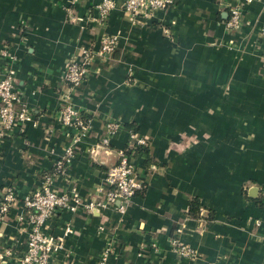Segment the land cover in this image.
Returning <instances> with one entry per match:
<instances>
[{"label":"crops","instance_id":"1","mask_svg":"<svg viewBox=\"0 0 264 264\" xmlns=\"http://www.w3.org/2000/svg\"><path fill=\"white\" fill-rule=\"evenodd\" d=\"M100 1L0 0V75L6 48L34 120L0 142V191L27 195L72 146L52 188L103 201L107 168L142 138L130 156L145 187L122 212L116 202L47 219L43 231L62 237L51 261L264 264V0H251L234 30L225 24L234 0H172L144 24L124 0L100 18ZM104 36L115 47L101 55ZM88 49L87 78L71 87L65 65ZM64 102L88 121L83 134L62 124ZM110 120L119 123L112 134ZM26 213L18 200L0 218V264H20ZM174 239L194 256L180 255Z\"/></svg>","mask_w":264,"mask_h":264},{"label":"built area","instance_id":"2","mask_svg":"<svg viewBox=\"0 0 264 264\" xmlns=\"http://www.w3.org/2000/svg\"><path fill=\"white\" fill-rule=\"evenodd\" d=\"M251 0H234L228 5V17L225 21L226 27L234 30L240 26L241 16L245 7ZM172 0H124L123 9L130 15L136 24H144L154 12L168 8ZM115 6L113 0H101L96 4L100 18H104ZM264 31V26H263ZM98 54L106 55L112 53L115 47V40L111 36H104L100 42ZM1 55L7 59L4 73L0 75V142L15 127L19 128L26 123H34L30 113L21 101L20 92L15 87V73L13 62L15 57L6 49L1 50ZM93 50H84L80 59H71L66 63L63 78L71 87L78 86L84 82L89 73V64L94 58ZM60 119L63 125L73 127L79 134H83L88 128L82 114L72 105L64 102L60 106ZM109 134L115 133L119 123L110 120L105 124ZM106 142L105 139H103ZM139 138L137 143H144ZM135 142V143H136ZM135 143L130 142L129 146ZM128 147L119 150L118 160L110 165L105 172L107 189L104 191L103 201H89L82 204L81 198L75 189L58 191L52 188L54 175H65L66 166L73 156V147L68 146L64 153L55 160L53 170L44 175L41 184L31 190L27 195L18 198L13 186H5L0 191V218L18 200L26 209L27 222L30 229L26 236L25 250L20 259V264H54L51 259L62 247V237L53 236L43 231L44 222L56 213L64 210L76 212L81 206L90 210L99 205L113 206L116 202L119 205L114 209L123 211L132 197L145 187V181L140 176L137 165L133 161ZM257 224L259 222L257 221ZM175 250L182 256L190 258L194 256L195 250L186 244L173 240ZM7 249L5 254H9ZM97 264H110L107 255L102 254Z\"/></svg>","mask_w":264,"mask_h":264},{"label":"trees","instance_id":"3","mask_svg":"<svg viewBox=\"0 0 264 264\" xmlns=\"http://www.w3.org/2000/svg\"><path fill=\"white\" fill-rule=\"evenodd\" d=\"M136 149H137V147L134 145V146L127 149V153L136 152Z\"/></svg>","mask_w":264,"mask_h":264}]
</instances>
